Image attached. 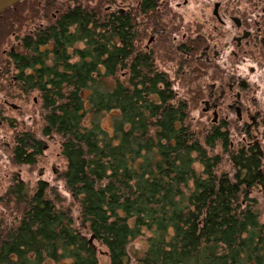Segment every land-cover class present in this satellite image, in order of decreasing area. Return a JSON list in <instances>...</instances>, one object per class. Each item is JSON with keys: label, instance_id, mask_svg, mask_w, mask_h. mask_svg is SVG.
Returning a JSON list of instances; mask_svg holds the SVG:
<instances>
[{"label": "trees", "instance_id": "16d2710c", "mask_svg": "<svg viewBox=\"0 0 264 264\" xmlns=\"http://www.w3.org/2000/svg\"><path fill=\"white\" fill-rule=\"evenodd\" d=\"M130 21L77 6L10 55L21 89L41 95L43 135L61 140L63 180L87 232L49 198L46 182L33 194L17 183L4 206L14 221L0 217V264H101L95 242L109 264H129L131 243L146 232L135 264H264V224L249 194L264 182L263 151H230L228 132L194 130L188 103L139 55ZM108 114L111 130L102 125ZM219 145L231 171L220 172ZM42 148L23 136L14 160L33 165Z\"/></svg>", "mask_w": 264, "mask_h": 264}, {"label": "flooded vegetation", "instance_id": "af4514ba", "mask_svg": "<svg viewBox=\"0 0 264 264\" xmlns=\"http://www.w3.org/2000/svg\"><path fill=\"white\" fill-rule=\"evenodd\" d=\"M108 1L118 11L110 5L108 15L130 18L141 57L156 67L166 59L182 68L198 89L207 129L241 131L248 146L258 140L264 133V0ZM10 122L1 111L0 127Z\"/></svg>", "mask_w": 264, "mask_h": 264}, {"label": "rangeland", "instance_id": "374dc122", "mask_svg": "<svg viewBox=\"0 0 264 264\" xmlns=\"http://www.w3.org/2000/svg\"><path fill=\"white\" fill-rule=\"evenodd\" d=\"M131 3L135 7L136 1ZM110 5H113L112 12L117 11L115 2H109L108 0H23L0 15V112L4 111L5 116L13 121V123L10 122L0 127V217H3L2 219L7 222H13L15 218L12 213L5 211L4 208L6 204L5 195L8 190L17 183H23L33 194L39 182L43 181L49 186V198L54 201L59 209L68 211L71 214L77 230L87 232V227L82 224L80 205L68 191L63 180L67 162L61 153V140L57 136L48 138L43 135L45 122L41 95L38 91L24 92L17 81L14 80L17 71L10 54L12 52H22L21 41L25 37L32 36L36 34L37 30L53 25L70 8L81 6L95 12L100 17H104L110 12L108 11ZM131 14L133 18L136 17L135 11ZM146 42L147 39L144 40V45H146ZM135 46L137 49L136 41ZM78 47L83 48L84 45L79 44ZM168 63L166 59L158 60L157 67H155L159 72L168 74L177 98L188 103L192 128L206 126L207 116L203 114V107L194 96V92L198 89L183 74L182 68L179 70L177 66ZM124 74H126V71H123L122 75ZM205 83H209L208 80ZM111 120V115L108 114L105 115L102 121V125L108 130H111L112 127ZM89 122L90 117L87 118L86 125H89ZM194 130L198 131L197 129ZM200 132L201 130H199ZM201 134V139L203 138L204 141L206 130ZM27 135L42 143L43 148L41 152L37 153L33 165H18L14 160L13 149L18 145V140ZM229 135L230 151L237 152L244 147H248L243 141L244 134L241 131L232 130ZM256 141H258V144H255ZM250 142L253 144L252 146L258 145L264 153L263 130L258 133V140L251 139ZM213 152L224 157L220 172L231 171L229 153H224L222 145H219ZM196 168L199 171L202 170L200 165ZM262 171L264 173V166ZM249 194L251 198L257 201L260 220L264 224V182L259 183ZM1 213H3V216ZM149 236L150 234L146 232L144 236L131 243L129 247L131 257L129 264H135L136 257L146 250ZM95 245L99 251L100 263L109 264L107 249L99 243L95 242Z\"/></svg>", "mask_w": 264, "mask_h": 264}, {"label": "water", "instance_id": "95a60500", "mask_svg": "<svg viewBox=\"0 0 264 264\" xmlns=\"http://www.w3.org/2000/svg\"><path fill=\"white\" fill-rule=\"evenodd\" d=\"M23 0H0V15L7 9L12 8L16 4L22 2ZM94 240V236L90 239L92 243Z\"/></svg>", "mask_w": 264, "mask_h": 264}]
</instances>
